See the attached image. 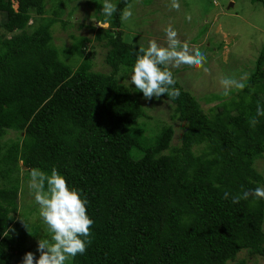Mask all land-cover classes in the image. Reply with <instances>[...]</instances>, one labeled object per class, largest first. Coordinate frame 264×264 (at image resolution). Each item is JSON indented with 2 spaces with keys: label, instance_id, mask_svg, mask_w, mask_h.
Listing matches in <instances>:
<instances>
[{
  "label": "trees",
  "instance_id": "16d2710c",
  "mask_svg": "<svg viewBox=\"0 0 264 264\" xmlns=\"http://www.w3.org/2000/svg\"><path fill=\"white\" fill-rule=\"evenodd\" d=\"M49 1L0 0V169L9 179L0 187V264L24 255L38 230L16 216L25 167L28 174L55 167L88 201L91 243L71 264H247L238 258L244 251L264 259V199L223 198L225 190L264 186L255 166L264 159V117L254 128L249 123L257 101L264 105V48L247 86L209 112L176 83L173 119L188 127L173 147V127L152 139L133 126L145 115L143 93L116 79L121 69L131 71L139 50L123 41L126 0L116 4L110 27L96 31L109 74L92 70L88 39L66 52L54 45L56 19L30 28L32 14L46 15ZM73 53L79 66L66 61ZM10 132L23 136L5 146Z\"/></svg>",
  "mask_w": 264,
  "mask_h": 264
},
{
  "label": "rangeland",
  "instance_id": "374dc122",
  "mask_svg": "<svg viewBox=\"0 0 264 264\" xmlns=\"http://www.w3.org/2000/svg\"><path fill=\"white\" fill-rule=\"evenodd\" d=\"M118 1L112 0L114 4ZM100 3L102 0H52L48 2L46 15L39 17L35 13L32 14L29 26L35 29L47 20L56 19L51 28L54 45L66 52L73 49L78 40L88 39L90 43L85 50L93 55L92 70L109 74L112 69L106 63L108 49L103 46L105 41L96 40L99 27H93L94 21L91 19L93 13L98 19L102 18ZM132 3L134 15L130 21L123 23L121 28L124 42L139 47V42L147 45L148 41L155 39L158 44L166 46L164 29L171 24L182 42H188L190 47L198 46L206 55L203 67L182 66L179 69H171L179 86L195 96L206 112L225 97L221 79L226 76L236 79L243 77L245 83L254 71L257 58L264 48L262 3H253L251 0H179V10L170 7L171 0H133ZM14 8L17 9L18 5L15 4ZM56 11L57 15L54 14ZM186 15H191L190 22L185 18ZM0 20H5V14H1ZM62 21L66 23V28L62 26ZM66 61L73 66H79L82 60L73 53ZM129 74V71L121 69L116 79L123 83L126 79L130 80ZM125 86L136 93L135 85ZM232 91L234 90L230 92ZM140 102L145 115L138 118L133 126L143 129L145 135L152 139L160 135L165 128L173 127L175 133L172 146L181 145L188 124L173 119L175 106L162 96L159 99L154 97L145 100L142 95ZM22 136L21 133L10 132L3 143L7 146ZM22 164L23 161L20 165ZM255 166L264 176V159L257 161ZM24 171L22 170L19 176V210L16 216L20 221L29 220L38 230L28 238L27 252L17 256L12 264H23V258L28 252L39 258L37 241L50 238L46 225L38 215L39 206L35 204L34 195L27 186L29 174ZM4 175V170L0 169V187H5L9 181ZM16 176H12L10 180H14ZM238 258L246 260L247 264H264L263 258L250 257L247 251L240 253Z\"/></svg>",
  "mask_w": 264,
  "mask_h": 264
},
{
  "label": "clouds",
  "instance_id": "9594fccd",
  "mask_svg": "<svg viewBox=\"0 0 264 264\" xmlns=\"http://www.w3.org/2000/svg\"><path fill=\"white\" fill-rule=\"evenodd\" d=\"M100 10L101 17L98 19L92 14L93 27L103 28L105 31L110 27V19L117 12V6L112 0H102ZM170 7L180 9L179 0H171ZM134 4L126 0L125 7L120 10L121 23L131 20L134 15ZM189 22L191 15L185 17ZM166 46L157 43L155 39L148 41L147 45L139 42V50L136 60L131 68L129 79L124 84L135 85L137 92L143 93L145 100L159 99L166 95L168 101H174L180 96V89L176 88V79L171 69H179L182 66L203 67L206 63V55L198 46H191L188 42H182L178 38L177 31L169 24L164 29ZM127 71V69H125ZM119 78V77H118ZM225 95L231 90H243L247 85L244 78L236 79L226 76L220 81ZM252 89L251 92H254ZM246 102H251V93L246 97ZM258 117H264V105L257 101L256 114L249 123L254 128L259 123ZM28 188L34 195L35 204L38 205V215L46 231L48 239L41 238L37 241L39 258L36 259L32 252H28L23 258V264H71L77 255H83L91 243V226L94 221L87 214L86 198H82L75 187H69L66 178L53 167L50 174L39 168L28 169ZM264 199V186L255 189H244L232 194L225 190L223 198L231 200L233 204L241 200ZM25 226L28 228L27 224ZM29 230V229H28ZM31 234V232L29 231ZM6 230L3 235L8 236Z\"/></svg>",
  "mask_w": 264,
  "mask_h": 264
},
{
  "label": "water",
  "instance_id": "95a60500",
  "mask_svg": "<svg viewBox=\"0 0 264 264\" xmlns=\"http://www.w3.org/2000/svg\"><path fill=\"white\" fill-rule=\"evenodd\" d=\"M25 169H27V168L25 167Z\"/></svg>",
  "mask_w": 264,
  "mask_h": 264
},
{
  "label": "built area",
  "instance_id": "2783aa9c",
  "mask_svg": "<svg viewBox=\"0 0 264 264\" xmlns=\"http://www.w3.org/2000/svg\"><path fill=\"white\" fill-rule=\"evenodd\" d=\"M214 1H216V0H214Z\"/></svg>",
  "mask_w": 264,
  "mask_h": 264
}]
</instances>
